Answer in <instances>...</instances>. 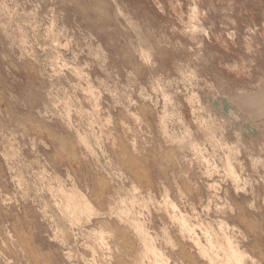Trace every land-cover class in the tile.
<instances>
[{
	"label": "rangeland",
	"instance_id": "1",
	"mask_svg": "<svg viewBox=\"0 0 264 264\" xmlns=\"http://www.w3.org/2000/svg\"><path fill=\"white\" fill-rule=\"evenodd\" d=\"M148 244L264 264V0H0V264Z\"/></svg>",
	"mask_w": 264,
	"mask_h": 264
},
{
	"label": "bare ground",
	"instance_id": "2",
	"mask_svg": "<svg viewBox=\"0 0 264 264\" xmlns=\"http://www.w3.org/2000/svg\"><path fill=\"white\" fill-rule=\"evenodd\" d=\"M65 197H66V205H65L66 207L65 208H66V210L71 211V215H72V213L74 215H76L78 213H83V212H88L89 211V205L87 204L85 199H81V198L77 197V195H75V194H71V195L66 194ZM172 207H173V209L176 208L175 206H172ZM176 217L177 216H175L174 219ZM181 219H182L181 220L182 221L181 222L182 232L183 231H184V233L186 231H188V232L191 231L192 232L193 230L186 224L185 220L183 218H181ZM181 226H180V228H181ZM138 229L139 228H137V230ZM192 239H193V242L195 243V245H197L199 247L200 246L199 241L196 240L195 237H193ZM147 249L149 251V254L153 255V257L155 259V264H167L161 259L159 254H157V252L155 251V248L153 246L148 244L147 245ZM230 249H231V254L228 256L227 264H242V258H243L242 255L237 250H235L236 248L230 246ZM199 250L203 253V250H201V249H199ZM213 259L210 258V262L214 264V260Z\"/></svg>",
	"mask_w": 264,
	"mask_h": 264
}]
</instances>
